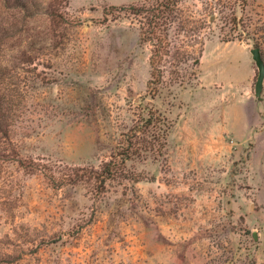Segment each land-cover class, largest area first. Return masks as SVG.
Instances as JSON below:
<instances>
[{
	"label": "rangeland",
	"instance_id": "374dc122",
	"mask_svg": "<svg viewBox=\"0 0 264 264\" xmlns=\"http://www.w3.org/2000/svg\"><path fill=\"white\" fill-rule=\"evenodd\" d=\"M51 1L0 0L10 140L55 178L0 158V264H264V80L256 94L250 53L264 63V0H175L153 98L151 45L119 9L159 0H65L57 24ZM149 108L170 125L162 154L104 185L88 177Z\"/></svg>",
	"mask_w": 264,
	"mask_h": 264
},
{
	"label": "trees",
	"instance_id": "16d2710c",
	"mask_svg": "<svg viewBox=\"0 0 264 264\" xmlns=\"http://www.w3.org/2000/svg\"><path fill=\"white\" fill-rule=\"evenodd\" d=\"M9 1L13 9L23 12H27L33 5V0H3V6H8ZM65 3V0H52L47 6L45 14L49 17L50 24L68 21L65 18L66 12L63 13L60 10L63 9L62 4ZM176 4L175 0H159L153 5L129 6L119 9L120 11H127L134 18H139L140 42L151 45L150 79L147 81L146 91L152 98L156 96L159 86L162 85L161 64L164 57L168 56L170 52L168 30L177 15ZM33 16V13L26 14V17ZM12 101V98L0 92V158L16 165L17 168L26 171L29 175L40 172L43 173L44 177L48 176V179L55 180L52 174L45 173L47 171H45L43 164L34 160L22 159L11 142L10 136L16 121L13 108L17 106ZM169 129L170 125L166 119L157 110L149 108L134 126L122 135L110 159L103 163L98 171H92V177L88 173V177L104 185L107 180H113L122 175L127 161L142 158L149 153L155 156L162 154ZM81 171L82 169L77 170L78 173ZM86 175L85 173H81V175L76 173L68 181L74 183Z\"/></svg>",
	"mask_w": 264,
	"mask_h": 264
},
{
	"label": "water",
	"instance_id": "95a60500",
	"mask_svg": "<svg viewBox=\"0 0 264 264\" xmlns=\"http://www.w3.org/2000/svg\"><path fill=\"white\" fill-rule=\"evenodd\" d=\"M250 53L258 69L257 79L255 83V92L256 94H259L262 90V84L264 80V63L262 61L258 48L252 49Z\"/></svg>",
	"mask_w": 264,
	"mask_h": 264
}]
</instances>
